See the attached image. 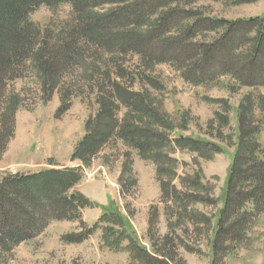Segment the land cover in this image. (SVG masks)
Listing matches in <instances>:
<instances>
[{"label": "trees", "instance_id": "1", "mask_svg": "<svg viewBox=\"0 0 264 264\" xmlns=\"http://www.w3.org/2000/svg\"><path fill=\"white\" fill-rule=\"evenodd\" d=\"M197 1L0 0V118L4 124L0 153L5 152L13 136L20 104L19 96H9V84L26 73L37 76L48 98L60 91L61 112L71 107L74 95L95 94L99 110L88 122L87 134L74 150L73 160L89 163L118 140L142 159L152 161L159 177H174L175 151L187 150L204 157L222 152L217 143L172 133L169 115L146 89L162 91L160 81L147 71L166 62H190L187 77L199 84L208 83L217 71L244 82H264V34L258 32V37L248 39L249 28L241 22L201 17L185 9ZM63 4L73 10L69 25L43 27L31 20L40 8L54 10ZM107 5L114 7L103 12ZM251 24L264 29V17L253 19ZM222 28L226 33L215 43L196 42L198 34ZM249 41L252 47L244 60L235 51ZM129 55L139 59V69L126 65ZM255 69L259 72L253 77L250 73ZM71 75L72 81L67 83ZM253 98L249 96L239 110L237 153L226 182L224 206L213 228L217 243L227 237L238 238L249 219L264 212V144L259 140L264 128V96L257 100L258 122ZM218 118L221 126L228 125L227 117L219 114ZM81 178L80 169L0 177V250H13L35 239L53 220H80L82 210L92 205L84 195L72 191ZM183 181L199 192L204 189L199 174ZM170 182H161L162 194L175 201L182 213L191 202L209 200L197 193L179 192ZM100 222L106 224L103 239L107 246L118 249L127 240L126 249L138 264H170L168 260H174L169 252L151 253L141 245L130 224L123 223L115 211L104 209ZM224 223L231 225L224 228ZM123 224L126 229L117 231ZM85 233L64 239L81 242L87 237ZM165 239L163 247L167 248L171 242Z\"/></svg>", "mask_w": 264, "mask_h": 264}, {"label": "rangeland", "instance_id": "2", "mask_svg": "<svg viewBox=\"0 0 264 264\" xmlns=\"http://www.w3.org/2000/svg\"><path fill=\"white\" fill-rule=\"evenodd\" d=\"M113 7L107 5L102 10ZM185 9L201 17L241 22L249 28L248 39L258 37V32L264 34L262 27L251 24L253 19L264 17V0H199ZM73 19L69 4L54 10L42 7L31 16L33 22L43 27L59 29ZM225 33L224 28L202 32L196 42L212 44ZM251 47V41L246 42L235 53L244 59ZM186 62L155 65L147 72L160 81L163 89H146L169 115L174 125L172 133L217 143L222 152L204 157L187 150L175 151L174 177H159L158 167L152 161L142 159L137 151L118 140L108 144L89 163L73 160L74 150L87 134L88 122L99 110L95 94L74 95L71 107L61 112L60 91L48 98L36 75L26 73L24 78L9 84V96H19L20 104L14 116L13 136L5 152L0 153V177L48 169H80L81 181L72 191L84 195L92 205L82 210L80 220H53L35 239L13 250H0V264H138L126 249L127 240L118 249L107 246L103 239L106 224L100 222L104 209L121 215L123 223L130 224L137 240L151 253L169 252L174 259L168 260L170 264H264V212L251 217L236 239L227 237L217 243L213 231L224 206L226 182L237 153L239 110L249 96L258 103V98L264 96V82H244L217 71L208 83L199 84L188 79L192 65ZM126 65L137 70L139 59L129 55ZM256 70L251 76L258 74ZM72 77H68L67 83ZM134 89L137 91L139 86ZM256 103L254 118L258 122L261 115ZM219 114L229 119L228 125L221 126ZM3 125L0 118V131ZM259 140L264 144V128ZM197 174L204 186L200 192L183 181ZM169 179L179 192L197 193L209 200L191 202L187 212L182 213L175 201L162 194L161 182ZM228 225L231 223H224V228ZM94 227L92 233H85ZM124 229V224L117 227V231ZM81 233L87 235L81 242L69 243L64 239ZM166 237L171 243L164 248Z\"/></svg>", "mask_w": 264, "mask_h": 264}]
</instances>
